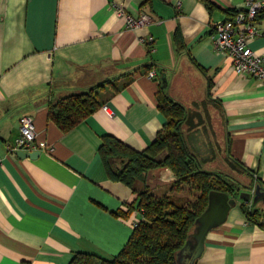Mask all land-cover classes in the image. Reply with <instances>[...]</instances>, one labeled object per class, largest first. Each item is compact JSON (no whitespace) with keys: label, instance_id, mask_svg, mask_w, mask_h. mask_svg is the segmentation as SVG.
<instances>
[{"label":"crops","instance_id":"crops-1","mask_svg":"<svg viewBox=\"0 0 264 264\" xmlns=\"http://www.w3.org/2000/svg\"><path fill=\"white\" fill-rule=\"evenodd\" d=\"M244 1L0 0V264H68L75 253L109 260L121 251L141 215H114L135 196L107 178L97 151L104 136L136 151L155 140L166 122L156 100L162 79L168 97L187 111V143L188 111L211 110L221 126L213 139L235 163L231 171L264 187V84L235 74L212 47L213 24L242 11ZM114 4L151 22L126 30ZM258 27L262 34L247 46L264 56V18ZM94 89L113 117L100 107L68 133L49 121V106ZM24 116L36 133L27 152H38L33 157L5 150ZM203 134L204 147L188 144L201 164L198 150L206 158L214 151L207 127ZM151 176L152 188L159 179L167 183L169 173ZM241 204L207 232L200 256L185 248L176 263L264 264V228L247 222Z\"/></svg>","mask_w":264,"mask_h":264},{"label":"trees","instance_id":"trees-1","mask_svg":"<svg viewBox=\"0 0 264 264\" xmlns=\"http://www.w3.org/2000/svg\"><path fill=\"white\" fill-rule=\"evenodd\" d=\"M205 5L212 9L207 1ZM263 18L264 13L258 17ZM174 41L177 50L183 49L178 35ZM166 88V80L162 79L156 94L158 110L166 122L146 149L136 151L113 136H104L97 151L107 178L129 188L135 196L134 201L127 204L126 212L117 211L114 215L126 218L138 211L141 219L112 259L75 253L68 264H177L176 256L184 247L195 221L206 210L210 192L236 197L240 191L262 186L251 180L249 185L239 187L202 166L189 147L183 129L189 122L187 111L168 97ZM97 95L94 89L61 99L49 106V121L61 133H68L102 106ZM160 169L170 170L176 181L168 194L159 197L151 193L150 180L152 173ZM184 188H187V196L180 194ZM240 210L247 222L264 228V207L241 204Z\"/></svg>","mask_w":264,"mask_h":264},{"label":"built area","instance_id":"built-area-1","mask_svg":"<svg viewBox=\"0 0 264 264\" xmlns=\"http://www.w3.org/2000/svg\"><path fill=\"white\" fill-rule=\"evenodd\" d=\"M116 15L122 19L124 28L135 31L146 27L151 18L141 13L136 17L128 14L122 7L113 5ZM264 13V0H245L244 9L236 12L229 19L215 22L212 26V47L215 52L230 61L235 74L254 78L264 84V56L255 55L247 46L249 39L262 34L258 27V17ZM141 42L145 40L141 39ZM152 43L149 37L146 42ZM149 79L155 77V73H147ZM101 111L109 118L113 117V111L107 105L101 106ZM36 133L33 121L30 117L24 116L19 121V135L14 143L7 145L6 152L16 155V152H29L35 149ZM45 149L44 147H42Z\"/></svg>","mask_w":264,"mask_h":264},{"label":"rangeland","instance_id":"rangeland-1","mask_svg":"<svg viewBox=\"0 0 264 264\" xmlns=\"http://www.w3.org/2000/svg\"><path fill=\"white\" fill-rule=\"evenodd\" d=\"M199 103L202 105V100H199ZM188 113H191L190 114L191 130H193L192 134L188 138V142L190 143L188 144L191 145L193 148H197V149L202 146L204 147L206 145L205 140L207 138V136L203 134V130L205 127H207L209 138L211 137V140L214 143V149H213L214 151L210 150V152L207 155V158L203 152H200L198 150V152L200 153L199 156H203L201 157V159L206 160L204 163H202L203 164L202 166L205 169L211 166L210 168L215 170L214 173L224 176L229 183L235 184L236 186L239 187L246 185L248 182V178L243 176V174L240 172L235 173L233 170L231 171V169H234L233 166L235 163L233 162L232 159H230L227 156L225 149L221 147L222 145H219V143H217L216 141L221 126L220 124H218V121L214 119L212 111L205 110L202 107H194L191 110H189ZM214 132L216 139H213ZM223 160L227 161V163H225ZM198 161L201 160L198 159ZM172 183L173 182L162 183L161 179H159L158 181H156V183H154L153 187L151 188V193L159 197L163 196L165 193L168 194ZM186 190L187 188H184V191H182L180 194L187 196L188 192ZM177 195L178 194H175V196Z\"/></svg>","mask_w":264,"mask_h":264},{"label":"water","instance_id":"water-1","mask_svg":"<svg viewBox=\"0 0 264 264\" xmlns=\"http://www.w3.org/2000/svg\"><path fill=\"white\" fill-rule=\"evenodd\" d=\"M36 154H38V152H16V155H22L25 157H33V155ZM166 171L169 173V176L165 178L164 181L167 183L175 182L176 178L171 173V171L168 169H166ZM239 200L242 201L243 204H249L251 207H264V187L257 185L250 189L249 192L240 191L236 197H231L226 193L217 191L210 192L208 195L207 208L195 221L194 227L181 250L191 247L193 249L192 257L195 259L196 257L200 256L203 250L204 239L207 232L221 225L226 220L230 208L234 206Z\"/></svg>","mask_w":264,"mask_h":264},{"label":"flooded vegetation","instance_id":"flooded-vegetation-1","mask_svg":"<svg viewBox=\"0 0 264 264\" xmlns=\"http://www.w3.org/2000/svg\"><path fill=\"white\" fill-rule=\"evenodd\" d=\"M252 187H253V186H252ZM252 187H251V188H252ZM251 188H248V189H247V190H248V192L250 191V189H251Z\"/></svg>","mask_w":264,"mask_h":264}]
</instances>
